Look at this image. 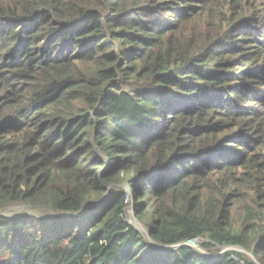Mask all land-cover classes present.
I'll list each match as a JSON object with an SVG mask.
<instances>
[{"label":"trees","instance_id":"trees-1","mask_svg":"<svg viewBox=\"0 0 264 264\" xmlns=\"http://www.w3.org/2000/svg\"><path fill=\"white\" fill-rule=\"evenodd\" d=\"M246 2L0 0V264H264Z\"/></svg>","mask_w":264,"mask_h":264},{"label":"rangeland","instance_id":"rangeland-1","mask_svg":"<svg viewBox=\"0 0 264 264\" xmlns=\"http://www.w3.org/2000/svg\"><path fill=\"white\" fill-rule=\"evenodd\" d=\"M248 1L246 2L247 4H251V6L253 8L248 9L247 14L248 17L247 18H255V17H260L263 19L264 16H262L263 12H264V0H245ZM257 98H259L258 96L263 97L262 100L264 101V84L260 83V85H258L257 91L253 93ZM248 103V102H247ZM261 122V120L256 121L257 124H259ZM264 129V120L262 122V127L261 130ZM264 134V133H263ZM126 192H128L129 194H131V196L133 195L132 191H131V186L129 184H125L124 185ZM134 206L133 204H131L130 209L128 210V215H127V220L128 222L135 227L141 234L142 236H144L153 246H155L153 244V242H151L150 238L147 236L148 233V228L146 226H144L140 221H138V219L136 218L135 214H134ZM6 217H19V216H43V217H49L53 215V212H51L48 209H40V208H32V207H28L25 205H15L12 206L10 209H8L7 211L4 212V214ZM188 245L198 251H202L205 253V251H203L198 244V241L196 242H191L188 243ZM159 249H167L164 247H161L159 245L155 246ZM233 249V248H232ZM231 249V250H232ZM230 250V249H228ZM227 250H225L224 252H226ZM232 251H235L237 253L243 254L246 257H248L249 259L253 260V258H251L249 255H251L250 252L246 251V250H242V252H240L237 249H233ZM206 254V253H205ZM208 255V254H207Z\"/></svg>","mask_w":264,"mask_h":264},{"label":"water","instance_id":"water-1","mask_svg":"<svg viewBox=\"0 0 264 264\" xmlns=\"http://www.w3.org/2000/svg\"><path fill=\"white\" fill-rule=\"evenodd\" d=\"M87 208V206L85 207V209ZM5 211H7V210H3L2 211V213H4ZM148 231V233H147V236L150 238V232H149V230H147ZM150 240H151V242H153V244L155 245V246H157L158 244H156L151 238H150ZM180 247H190L189 245H188V243H185V244H181V245H179V246H172V247H167V250H171V249H176V248H180ZM232 249V248H231ZM227 250L226 252H228V251H232V250ZM235 249H237V250H239L240 252H242V250L243 249H241V248H235ZM200 252H202V251H200ZM204 255H206V256H209V255H207V253L205 254L204 252H202ZM223 253H225V252H223ZM251 258H253V260H254V262H256V264H258L257 263V261L255 260V258L253 257V255L251 254V255H249Z\"/></svg>","mask_w":264,"mask_h":264},{"label":"clouds","instance_id":"clouds-1","mask_svg":"<svg viewBox=\"0 0 264 264\" xmlns=\"http://www.w3.org/2000/svg\"><path fill=\"white\" fill-rule=\"evenodd\" d=\"M224 252V251H223Z\"/></svg>","mask_w":264,"mask_h":264}]
</instances>
